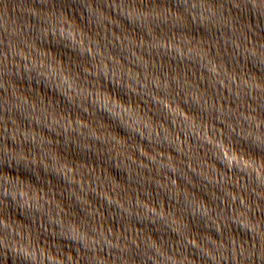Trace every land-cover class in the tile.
<instances>
[{"label": "water", "instance_id": "obj_1", "mask_svg": "<svg viewBox=\"0 0 264 264\" xmlns=\"http://www.w3.org/2000/svg\"><path fill=\"white\" fill-rule=\"evenodd\" d=\"M0 264H264V0H0Z\"/></svg>", "mask_w": 264, "mask_h": 264}]
</instances>
